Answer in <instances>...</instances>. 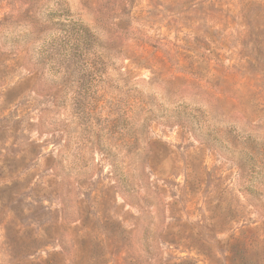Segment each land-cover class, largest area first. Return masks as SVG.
<instances>
[{
  "label": "rangeland",
  "instance_id": "obj_1",
  "mask_svg": "<svg viewBox=\"0 0 264 264\" xmlns=\"http://www.w3.org/2000/svg\"><path fill=\"white\" fill-rule=\"evenodd\" d=\"M233 234L264 264V0H0V264Z\"/></svg>",
  "mask_w": 264,
  "mask_h": 264
},
{
  "label": "trees",
  "instance_id": "obj_2",
  "mask_svg": "<svg viewBox=\"0 0 264 264\" xmlns=\"http://www.w3.org/2000/svg\"><path fill=\"white\" fill-rule=\"evenodd\" d=\"M237 213L234 212V216H232L231 219H233L234 217H236ZM63 221H65V218L63 219ZM71 222V221H70ZM74 222V221H72ZM120 231L117 230L115 234H112L111 238L107 240L106 242V247H109V245H118L119 242H121L119 240L120 237ZM230 238V242L228 243V247H227V252L229 253V262L232 264H237L238 261H240L242 259V253L240 250H242L243 252H245V244L244 242H242L241 240H239L238 238H235V234H233ZM240 249V250H239ZM126 253H130L129 251H127ZM150 252L146 253V258L147 261H145V264H177V262H169V263H163L162 260H160V255H155L157 258L159 257V259H157L156 257H152ZM120 255L122 253H119ZM107 254H102V252H97V250H92V249H88L86 250V257L85 258V262L87 264H94V263H100L102 262L103 264H111L112 260L111 258H115L118 257L116 255H114L113 253L110 254L111 258L110 260H106L105 256ZM118 255V254H117ZM115 256V257H114ZM129 263L130 264H142V262H140V259L137 258L135 255H130L129 256ZM197 264V263H194Z\"/></svg>",
  "mask_w": 264,
  "mask_h": 264
}]
</instances>
